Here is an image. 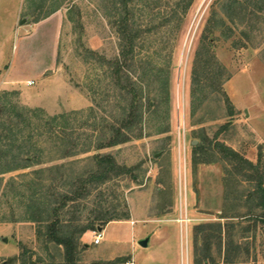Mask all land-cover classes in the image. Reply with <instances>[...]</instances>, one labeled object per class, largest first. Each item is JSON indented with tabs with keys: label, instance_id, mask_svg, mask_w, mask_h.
Listing matches in <instances>:
<instances>
[{
	"label": "rangeland",
	"instance_id": "obj_1",
	"mask_svg": "<svg viewBox=\"0 0 264 264\" xmlns=\"http://www.w3.org/2000/svg\"><path fill=\"white\" fill-rule=\"evenodd\" d=\"M46 1L0 0V98L28 116L41 114L48 120L68 115L72 127L76 117H81L80 123H91L92 116L113 122L116 91L103 58L112 60L120 54L121 40L111 25L116 17L114 1ZM229 1L129 3L144 28L151 27L153 20L158 25L167 16L184 21L181 26L175 24L172 34L166 30L145 33L135 49V67L149 62V68L169 75L170 95L164 94L157 111L156 102L151 111L146 107L142 131L133 128L128 144L1 176L0 264H67L63 247L47 243L45 229L37 221L41 216L36 222L35 209L26 208V196L37 189L28 184L38 181L33 171L54 168L43 176L47 186L54 177L61 181V175H65L61 185H66L72 177L95 169L96 162L90 159L95 154L112 156L130 173L95 189L77 207L70 205L63 219L84 225L81 217L113 211L123 214L124 204L130 219L99 227L100 245H94L97 233L83 235L77 264H174L176 250L178 264H193L191 243L190 256L186 245L188 226L191 239L196 224L215 222L223 209L229 214L250 209L247 200L237 199L253 186L241 175L234 174L233 181L225 182L221 165L191 166L192 144L207 138L213 145H227L253 164H258L261 152L264 170V21L248 12L241 16L225 12ZM241 2L264 7V0L262 4ZM186 4L189 8L182 12L179 6ZM166 5L177 12L166 11ZM57 8L60 13L42 19ZM241 44L246 46L241 49ZM149 96L146 105L155 94ZM158 97L162 102V93ZM38 122L34 119L35 125ZM33 132L34 145L48 154L42 159H53L49 155L53 143L43 140L40 129ZM94 136L95 141L98 135ZM17 144L21 146L20 141ZM60 165L67 166L65 174L58 171ZM70 188L66 185L63 190ZM249 236L243 242L248 253L241 264H264L263 229L258 226ZM141 238L152 239L148 249L141 247Z\"/></svg>",
	"mask_w": 264,
	"mask_h": 264
},
{
	"label": "trees",
	"instance_id": "obj_2",
	"mask_svg": "<svg viewBox=\"0 0 264 264\" xmlns=\"http://www.w3.org/2000/svg\"><path fill=\"white\" fill-rule=\"evenodd\" d=\"M40 1L47 2L46 0ZM132 1H111L116 12V17L111 21V25L116 29V34L121 40L120 54L112 60L105 58L103 60L106 62L105 65L109 67L112 88L116 91V116L112 117L114 121H108L105 118L98 121V118L92 116L93 118L90 120L93 121L91 123H80L81 117H76L74 119L75 126L72 127L68 122V115L51 117L48 120L46 116L40 117L41 114H37L36 117L34 115L28 116L19 109L15 108V110L14 107H8L0 98V178L4 174L28 170L34 166H42L55 159L66 161L92 151L97 152L128 144L132 141L130 132L133 128L138 130V126L142 131L146 107L151 111L152 104L156 102L155 110L157 111L161 103H164V94L166 93V96L170 95L169 75L164 76L159 69L149 68V62L139 61L142 63L138 68L135 67V49L142 44L143 39L141 40V38L146 35L145 33L150 34L154 30L159 32L166 30L172 34L176 30L175 24L179 23L181 26L184 21L180 20V23L173 16H167L158 25L153 20L151 21L153 23L152 28H144L135 19V13L130 9L129 3ZM241 1L234 0L232 2L230 0L231 4H227L225 12L233 13L235 16L245 15L248 12L247 15L252 18L264 21V18H262L264 7L255 3L245 4ZM258 1L261 4L263 3V0ZM58 8L47 13L42 19L51 16L59 10ZM179 8L182 12H186L189 4L181 5ZM165 9L166 11L177 12V9L171 6L166 5ZM233 22L237 24L235 21ZM243 34L248 38L246 32H243ZM244 46L246 45L241 44L239 48L242 49ZM140 69L143 70L142 75L139 72ZM198 83L200 84L201 81L199 80ZM161 93L163 96L162 102L159 101L158 97ZM153 94H155L153 101L146 105L145 97ZM34 119H38L41 123L38 122L39 124L35 125ZM20 126L25 128L29 134L25 135L26 132L23 133ZM86 128H88L87 132ZM36 129L42 131L41 135L45 138L43 140L53 143V148L49 152V155L54 156L53 159H42L48 157V154L34 145L33 131ZM95 134L98 135V139L94 141ZM141 135L142 132L138 134V136ZM206 139H201L197 144H192L191 166L195 168L200 165H221L225 171V182L233 181L234 174H239L253 186L247 194H240L237 197L240 202L244 199L247 200L246 203L250 209H247L245 213L240 212L242 209H237L236 213L229 214L227 210L223 209L222 212L224 213H221L219 218L223 219L224 223L218 221L203 223L194 227L193 239L196 249L194 264H241L245 262L241 258L246 252L248 253V248L243 242H248L249 234L254 228L257 229L258 226H261L264 231L262 153L259 154L258 164H253L227 145L221 143L213 145L211 141H206ZM4 141H7V143L3 144ZM19 141L21 146L17 144ZM94 144L96 145L94 146ZM90 159L96 162L95 169L92 172L89 171L88 174L84 173L72 177L71 181L66 184L71 187L69 190H63L66 185H61L65 175H61V181L54 177V181L50 182L51 186H47L48 182L43 176L46 172L52 173L54 168L33 171L38 181L35 180L28 184L29 187L37 189L30 197L26 196L28 202L26 208L35 209L36 217H33L34 220L39 215L41 216V219L37 221L42 223L41 226L45 229L47 243L63 247L64 261L67 264H77L79 261L78 250L80 249L81 238L87 232H96L99 227L105 228L111 222L128 221L130 219V211L126 204H124L126 211L123 214L113 211L100 212L97 215L92 214L93 217L89 218L81 217L80 221L83 220L84 225H75L63 219L70 205L77 207L79 202L89 199L95 189L106 187L120 176H126L130 173V169L118 165L110 155L95 154ZM66 167V165H60L57 169L61 174H65L63 169H66ZM231 168L235 172H232ZM228 175L230 176L229 179ZM20 196L22 197L23 194ZM77 226L81 227L78 228ZM217 258H224V261L217 262ZM125 262L127 261L125 260Z\"/></svg>",
	"mask_w": 264,
	"mask_h": 264
},
{
	"label": "crops",
	"instance_id": "obj_3",
	"mask_svg": "<svg viewBox=\"0 0 264 264\" xmlns=\"http://www.w3.org/2000/svg\"><path fill=\"white\" fill-rule=\"evenodd\" d=\"M23 2H24V0H22ZM54 13H56V14H58V13H60L59 12V10H57L56 12H54ZM53 13V14H54ZM52 14V15H53ZM55 15V14H54ZM218 214H219V212H218ZM218 221H221V222H223L224 223V220L223 219H220L219 217H217V218H215V222H218ZM121 223V222H120ZM211 223V222H210ZM201 224V223H200ZM197 225H199V224H196L195 226H197ZM194 226V227H195ZM167 228H170L169 226H166ZM187 229H188V238H187V242H186V245H187V248H188V250H187V252H188V256H190V243H191V246H192V256H193V264H194V258H195V253H196V249H195V244H194V239H193V233H192V235H191V239H190V234H189V226L187 227ZM193 231H194V228H193ZM155 234V236L157 235L158 236V234H160V230H158L156 233H154ZM142 239V238H141ZM144 239H146V238H144ZM144 239H142V240H144ZM142 240H140V242L142 241ZM192 241V242H191ZM139 242V243H140ZM151 242H152V239H150V241H149V244H148V247L147 248H144V249H148L149 247H150V245H151ZM175 246L177 247V240H175ZM182 245V247H184V245H185V242L183 243V244H181ZM143 248V247H142ZM176 249V248H175ZM176 252H177V254H178V251L176 250ZM176 253L174 254V257H173V259H174V264H178V261H177V259H178V255H177ZM181 256H183V255H181ZM184 257V256H183ZM188 258V257H187ZM224 261V258H217V262H223Z\"/></svg>",
	"mask_w": 264,
	"mask_h": 264
},
{
	"label": "built area",
	"instance_id": "obj_4",
	"mask_svg": "<svg viewBox=\"0 0 264 264\" xmlns=\"http://www.w3.org/2000/svg\"><path fill=\"white\" fill-rule=\"evenodd\" d=\"M95 233H97L96 235H95V239H94V245H100L101 244V241H102V232H99V231H97V232H94V234ZM128 264H133V263H128Z\"/></svg>",
	"mask_w": 264,
	"mask_h": 264
},
{
	"label": "water",
	"instance_id": "obj_5",
	"mask_svg": "<svg viewBox=\"0 0 264 264\" xmlns=\"http://www.w3.org/2000/svg\"><path fill=\"white\" fill-rule=\"evenodd\" d=\"M98 231H99V232H102V229H98ZM149 241H150L149 238L142 240V241L140 242L141 247H143V248H147V247H148V244H149Z\"/></svg>",
	"mask_w": 264,
	"mask_h": 264
}]
</instances>
